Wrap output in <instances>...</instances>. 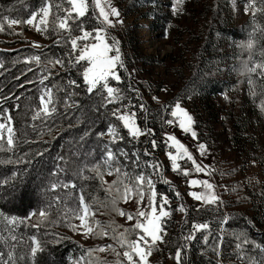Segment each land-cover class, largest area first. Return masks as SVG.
Here are the masks:
<instances>
[{"label": "trees", "instance_id": "obj_1", "mask_svg": "<svg viewBox=\"0 0 264 264\" xmlns=\"http://www.w3.org/2000/svg\"><path fill=\"white\" fill-rule=\"evenodd\" d=\"M141 1L144 0H128V4L145 5ZM43 2L44 0H0V21L4 16L26 19L31 11L41 7ZM48 2L51 5L50 23L57 17L64 16V9L69 7L67 0H48ZM57 5L61 7L57 8ZM257 6L259 7V3ZM222 11L221 8L217 9V17L213 18L211 28L206 33V40L194 56L187 80L182 87L183 97L190 101V109L201 121L199 135L201 133L206 135L207 130L213 131L215 125L220 122L224 124L225 120L226 127L232 130V136L238 129L231 115L232 109L228 117L223 116L219 119L218 112L211 103L213 97L224 95L225 87L229 83L219 78L224 75L222 63L227 57L220 50L224 41L229 40L235 44L233 53L227 57L230 61L229 70L234 78L237 73L233 70L234 66L239 67V61L245 58L239 53V48L235 49V47L238 42L246 39V35L243 36L241 26L227 27L223 23L224 16L220 15ZM255 16L258 23L264 24V14L256 13ZM252 17L253 13L251 19ZM79 21L86 29L99 26L95 18L89 16L79 18ZM69 24L72 35L78 34L76 21L70 20ZM51 28L49 30L51 42L40 50L29 46L16 47V45L10 50L0 49V115L4 114L5 108L9 110L7 114L13 118L18 144L13 153H0V158L6 159L12 156L13 160L17 158L24 160L18 165L0 166V179L9 178V183L0 187V212L9 216L27 217L29 212L36 214L43 202L52 203L50 216L62 214L66 199L68 206H72L69 193L77 197L75 203L78 205L77 193L81 187L85 189V197L89 200L93 197L99 200L106 198L107 194L95 172L85 169L84 175L91 177L88 180L73 176V172L85 163L99 164L98 161L104 158L106 150L110 149L114 153L115 160L117 155L124 153H127L128 157H135L133 153H137L138 157L151 159L149 155L140 153L138 148L150 151L152 146L142 145L139 139L130 137L117 118V110L121 107L129 112L134 111L139 101L138 94L130 91L129 85L124 82L116 85L123 93L122 100L112 102L106 93L102 96L95 90L92 94L88 93L83 83L81 64L69 65L67 63L69 56L64 55L65 52L71 51V46L67 43L68 33L60 30L61 42L57 45L55 43L57 35L51 31ZM246 30L251 31V28L246 27ZM9 35H12L10 31ZM18 41L24 43L22 40ZM32 55L41 56L39 65L35 61H29L27 64L24 62L25 58ZM60 55L65 62L63 67L60 65V69L47 63V58H59ZM44 76H48V79L42 86L40 79ZM70 81L76 83L71 84ZM42 87L52 89V102L56 112L47 119L41 116L33 120L32 116L39 107ZM129 101L131 105L126 109L124 105H129ZM114 112L116 115H113ZM110 124L116 127L123 139L116 138L115 142L110 140L109 137L112 136L107 133ZM99 133L103 135H98ZM76 151L81 153L78 154ZM37 152L42 155H36ZM25 153H27L26 157ZM29 160L31 163L27 162ZM58 165L64 171H60ZM25 169L27 172L24 171ZM12 170L20 173L14 182L10 179ZM53 171L57 172L56 176L51 175ZM69 180L77 186L75 189L63 187L51 189L52 182L59 184ZM41 181L45 185L41 201H38V198L36 200L30 191L21 199L17 198L16 194L15 196L12 194L14 190L17 193L20 189L28 188V185L33 183L37 185ZM44 189H48L47 193ZM260 189L259 193L251 192L249 199H246V196L231 200L232 202L226 199L225 210L219 206L191 204L184 206V218L181 220L163 219V242H160L155 249L157 256L161 258L166 254L171 259V264H176L175 252L177 248H181L180 264H264V184ZM241 194L244 195L243 192ZM241 205H247L248 209L236 210L235 207ZM37 215L32 217L34 223L36 221L38 223ZM193 223H207L208 228L193 232ZM55 225L56 223L45 222L41 224L39 232L20 225L15 232L17 240L13 241L9 238L10 233L5 228L3 218L0 217V236L6 240V243H0V252H4V258L7 259V251L12 250L11 245L15 244L18 264H33L32 260H19V257L22 254L27 255L30 250L29 236L37 235L43 250L37 253L34 264H69L72 259L83 256L85 248L73 240L56 242L58 238L55 235L59 227ZM45 232L49 234L45 235ZM190 234L193 239L187 240L186 237Z\"/></svg>", "mask_w": 264, "mask_h": 264}, {"label": "rangeland", "instance_id": "obj_2", "mask_svg": "<svg viewBox=\"0 0 264 264\" xmlns=\"http://www.w3.org/2000/svg\"><path fill=\"white\" fill-rule=\"evenodd\" d=\"M246 1L183 0L177 13L173 14L171 8L173 0L141 1L146 6L128 4V0H111V4L117 7L120 12L119 19L122 23L115 24L114 27L110 28L108 37L110 42L112 38L120 42L121 54L126 70L119 69L118 74L121 76L119 82L109 78V83L111 86L117 87L118 83L124 82L126 85H129L130 91L137 93L139 96L140 102L138 101L135 105L134 111H128L129 115L135 113L137 124L142 132L135 139H139L142 145L150 144L152 146L151 141L153 139L158 142L157 147H152L150 151L145 148H138L140 153L145 154L147 151L151 157V159L139 157L137 162L140 167L138 169L132 164V161L137 160V157H128L124 154L117 155L116 160L113 162V168L119 166L121 172H127L133 180L134 176L139 174L141 170L151 174L154 188L157 192V214L159 197L163 195L167 198V204L164 207L169 212V215L165 218L170 221L172 219L177 221L184 218L183 211L179 209L181 207L184 209V206H190L191 204L219 206L225 210L226 199L229 202L244 198V196H246V199H249L251 197L249 194L251 195L253 191L254 193H256L255 191L259 193L260 188L264 184V111H261L259 107L264 97H261L259 94L253 97L250 94L247 78L241 77L238 72L235 73L234 78L230 72V61L227 57L233 53V46L235 44L229 40H225L220 47V50L227 57H225L226 61L222 63V69L225 70L223 71L224 75L219 78H223L229 83L225 87L226 91L224 95L213 97L211 103L216 108L215 110L218 112L219 119L223 116L225 118L228 117L230 109H232V118L235 119L238 126L236 134L233 133L232 136V130L226 127L225 120L224 124L220 122V124L215 125L213 131L207 130L205 132L206 135H203V133L199 135L201 121L196 117L195 112L190 109V101L185 99L182 93V87L187 80L190 65L194 61L195 54L206 40V33L211 28L212 20L217 15L216 11L218 8L223 9L220 15L221 17L224 16L225 22L223 23L227 27L241 26L243 36H247V32L249 31L246 30V27L251 28L252 12L244 11ZM89 3H91V0H89ZM92 11L90 7L89 13L86 16L93 18ZM72 15L75 16L74 13ZM96 15L98 16V13ZM111 19L115 20L116 18ZM50 21L51 12L49 14ZM0 24H3V31H0L1 50L13 49L12 46L15 45L16 47L29 46L40 50L51 42L49 39V30L53 26L51 23H49V30L45 32H39L34 27L23 23L13 25L11 28L3 20L0 21ZM86 30L91 31V29ZM9 31L12 35H9ZM6 34L8 36H5ZM79 35H81L80 32L72 36ZM18 40H22L24 43L21 44V41L19 42ZM88 42H94V39L90 37ZM84 43V41H78V48L83 47ZM34 44L39 45V47H34ZM237 48L236 44L235 49ZM239 53L243 54L246 58L247 54L242 53L240 49ZM75 55H78V52L69 57V59L74 60ZM59 58L62 59V56L60 55ZM79 64L82 66L81 73L83 74V68L87 67V62L82 61ZM53 67L60 69V65H54ZM153 97L157 99L154 100ZM177 101L193 118L192 131L196 133V138H193L191 132L184 133L179 128L178 121L171 116L172 107ZM140 104L145 106L143 110L140 108ZM125 111L127 110L121 107L117 113L120 115ZM2 117L3 115H0V121H2ZM168 119H173L174 123L171 125L167 124L166 120ZM118 122L123 127L122 122L119 120ZM145 127L152 129L151 135H148L144 131ZM124 130L127 133V130ZM165 133L176 136L192 154L196 163L208 166L209 171L207 173H196L192 161L187 160L186 157L178 158L177 163L180 167L178 170H173L171 168V161L167 155L170 146L165 142ZM204 137L206 139H203ZM109 138L113 141V137ZM200 143L206 146L205 155L203 156H201L199 151ZM171 151L174 154L176 153L174 148ZM76 152L78 154L81 153V151ZM98 162L101 165L103 179L107 182L105 185H102L105 190L107 184L116 179V175L115 173L112 175L107 174L104 170L103 158H100ZM146 162L158 164L159 171L153 174V169L146 167ZM185 169L188 170V175L184 174ZM191 179L209 180L214 185L212 191L218 196V201L212 204H205L190 197L188 195L190 191H204L200 186H190L188 181ZM28 186L30 188L20 189L17 193L14 190L12 194L14 196L16 194L17 198L21 199L25 193L30 191L36 200L38 198V201H41L42 195H44L42 194L43 187L45 186L44 182L41 181L37 185L33 183ZM145 189L146 195L140 201V208L143 211H150L151 209L147 206L146 185ZM77 194L79 196L80 191ZM256 195L258 196V194ZM108 199H110L108 196L103 200H99L98 198L96 200H89L86 198V202L92 204L95 218L102 225L107 226L110 222L114 221L115 224L130 227L135 222V218L132 221H128L126 215L121 217L112 212L111 205L107 204ZM135 200V196L128 201L121 200L118 206L125 213L132 212L135 214L137 210ZM104 204H107V207L102 206ZM235 208L236 210H240L241 208L248 209L247 205L236 206ZM50 217L54 221L58 220V222H55V227H59L55 235L58 238L56 240L61 243V240L70 239L85 248L84 255L79 256L77 259H72L69 261V264H77V261H80V264H90V262L94 264L96 257L102 258L105 264H114L117 257L111 251L93 252L91 256L87 255L89 249H96L105 243L113 244L117 248V251L121 252L120 258L123 259V250L110 237L84 236L81 231L73 232L61 218L60 213H57V215L53 214ZM140 219L143 221L144 217H140ZM32 220L33 218H30V222L34 223ZM73 223L78 225L79 221L73 220ZM118 230H122V228ZM161 235H163V232ZM132 238H135V236L133 235ZM156 247L149 257V264H171V259L166 254L161 258L157 256V252H155Z\"/></svg>", "mask_w": 264, "mask_h": 264}, {"label": "snow or ice", "instance_id": "obj_3", "mask_svg": "<svg viewBox=\"0 0 264 264\" xmlns=\"http://www.w3.org/2000/svg\"><path fill=\"white\" fill-rule=\"evenodd\" d=\"M183 3V0H173L171 4L173 14H176L179 10V6ZM259 3V7L257 4ZM67 4L70 7L64 9L65 15L63 17H57L55 21H52L51 31L57 35L55 43L57 45L61 42V33L60 30H64L68 33L67 43L71 46L70 52H65L64 55L72 57L73 54L78 52V55H75V59H69L67 63L72 65L75 63L79 65L80 62L86 61L87 67L83 68V83L86 87V91L90 94L100 92L103 96V93L107 94V97L111 99L112 102L124 99L123 93L120 88L113 87L109 83V78L111 80L119 82L121 76L118 74L119 69H125L124 59L121 54L120 42L115 38H112L111 42L109 41L108 32L109 29L114 27L115 24L122 23L119 19L120 12L117 7L111 4V0H67ZM61 5H57V8H60ZM90 7L92 8V17L98 22L97 27L91 29V31L86 30L84 24L79 21V18H87L86 14L89 13ZM51 5L48 0H44L41 7L32 10L31 14L26 19H15L10 18L9 16H4L3 20L7 23L9 28L13 25L27 24L34 27L39 32H45L49 30V14H50ZM244 11H251L253 13L251 31L247 32L246 39L237 43V47L241 50L242 53H246V58L241 59L239 62V67L233 68L234 71H237L241 77H246L249 85L250 94L255 97L259 94L261 97H264V24H260L256 21V13L264 14V0H247L244 5ZM75 14L73 17L72 14ZM98 13V16L96 15ZM116 18L111 19V18ZM70 20H74L77 23V28L81 35L72 36L71 26L69 24ZM0 31H3V24H0ZM167 32V30H166ZM94 33V37H93ZM90 37L94 39V42H88ZM78 41H84L83 47L78 48ZM34 47H39V45L34 44ZM46 55V54H45ZM29 61H35L37 65L41 62L40 55H32L25 58V63ZM47 63L49 65H61L64 66V60L61 58H47ZM47 70V69H46ZM126 70V69H125ZM51 75V71H49ZM48 79V76H44L40 79V84L43 86L44 81ZM31 83V81H29ZM69 83L75 84L76 81H70ZM101 89L103 90L101 92ZM259 90V91H257ZM153 99H157L153 97ZM131 105H124L127 109ZM260 110L264 111V99L261 100L259 105ZM140 108L143 110L145 106L140 104ZM119 111V110H117ZM9 110L5 108L3 110L2 121H0V153H13L14 150L18 147L17 137L13 127V118L7 113ZM56 112V107L52 102V89L47 87L41 88V94L39 96V107L35 110L32 119L36 120L37 118L43 116L45 119L49 118ZM116 115V112L113 113ZM171 116L178 121L179 128L184 133L191 132L193 138H196V133L192 131V125L194 123L193 118L189 113L181 107L179 101L172 107ZM118 120L122 122L123 128L127 130V133L130 137L136 138L139 137L142 132L140 127L137 124L135 113L129 115L128 111H125L123 114L118 115ZM166 123L171 125L174 123L173 119L166 120ZM144 131L148 134H152V129L145 127ZM107 133L113 137V142L116 138L123 139L119 135L117 129L114 125H109L107 128ZM98 135H103L99 133ZM166 143L169 144L170 148L167 152L168 159L171 161V168L173 170H178L179 165L177 163L178 158L186 157L187 160L192 161L193 168L196 173H207L209 171L208 166L199 165L194 160L192 154L187 150L185 145L181 143L176 136L169 133H165ZM152 147H157V142L155 139L151 141ZM174 148L176 153L174 154L171 149ZM199 151L201 156L205 155L206 146L203 143L199 144ZM36 155H42V153L37 152ZM127 156V153H124ZM137 160H133L132 164L138 169L140 166L138 164V155ZM145 155H148L147 151ZM27 156V153L24 154ZM115 161L114 153L109 149L106 151L103 158L104 170L108 175L115 173L116 179L113 180L110 184H107L105 192L110 198L107 201V204L111 205V211L115 214L123 217L127 216L128 221H132L135 218V222L130 227H123L121 225L115 224V222H110L107 226L101 224L99 220L95 218L92 204L86 202V197L84 195L85 189L80 188V195L78 196V205L75 203L77 197L73 196L71 193L68 194V197L72 200V206H68V200L64 201L65 207L61 214V218L67 224V226L73 231H81L84 236H93V237H110L120 249H122V258L121 252L117 251V248L111 243H105L98 246L96 249H89L87 255L91 256L93 252H105L111 251L116 257L114 264H149V257L152 254L153 249L157 246L158 242H163V237L161 233L164 231L162 226L163 218L169 215V212L165 209L164 205L167 204V198L163 195L159 197V209L157 214L156 200L157 192L154 188V181L151 178V174H148L146 171L141 170L139 174L134 176V180L129 177L127 172H121L119 166L113 168V162ZM22 158L12 159V156L8 158H0V166L7 165H18L23 163ZM31 163V161H27ZM60 171L64 169L57 166ZM146 167L153 169V174L156 171H159L158 164H150L146 162ZM87 169L90 172H95L96 177L100 180L101 185H105L107 182L103 179V172L101 171L100 164H87L85 163L80 167L76 172H73V176H78L81 180H88L91 177L85 176L84 171ZM27 172V169L24 170ZM184 174L188 175V170H184ZM20 175L16 170H12L10 173V179L14 182L15 179ZM51 175L56 176L57 172L53 171ZM9 183V178L0 179V187L7 185ZM167 183V181H165ZM190 186H200L204 189L203 192L190 191L188 195L196 201H202L205 204H212L218 201V196L212 191L214 185L209 182L207 179H191L188 181ZM145 185L147 186V200L148 207L150 211H143L140 208V201L144 199L146 195ZM58 187H63L65 189L72 188L75 189L77 186L72 181L67 182H57L51 183V189L55 190ZM48 189H44V192L47 193ZM179 195V193H177ZM133 196L136 197L135 203L137 204L136 213L132 212L125 213V211L118 206L121 200H131ZM59 199V198H57ZM93 200H96L93 197ZM107 204L102 206L107 207ZM52 209L51 202H43L42 206L37 209V213L29 212L27 217H18L15 215L9 216L5 215L3 212H0V217L3 218L5 222V228L10 233V239L15 241L17 236L15 232L20 225L24 227H31L36 229L39 232L41 224L47 222L49 224L58 222V220L53 221L50 217ZM184 211L183 207L179 209ZM38 214V215H37ZM34 215H37L38 223H30V218ZM140 217H144L142 221ZM227 219V217H225ZM73 220H78L79 224L73 223ZM122 228V230H118ZM208 228L207 223H193L192 230L193 232L199 231L201 229ZM49 233L45 232V235ZM133 235L135 238H132ZM21 239H23L21 237ZM30 250L27 255H21L19 260H32L33 264L35 257L38 252L43 250L40 239L37 235H30ZM187 240H192L193 236L190 234L186 237ZM56 242H59L58 240ZM246 242V241H245ZM0 243H6V240L3 236H0ZM16 245H11L12 250L7 251L5 259V253L0 252V264H18L17 257L15 255ZM239 248L240 245L238 244ZM182 255L181 248H177L175 252V258L177 264H180V259ZM77 264H80V261H77ZM91 264V262H90ZM94 264H105V261L96 257Z\"/></svg>", "mask_w": 264, "mask_h": 264}]
</instances>
